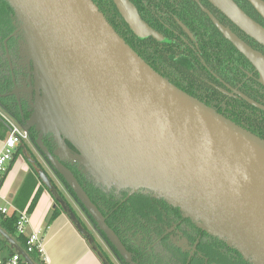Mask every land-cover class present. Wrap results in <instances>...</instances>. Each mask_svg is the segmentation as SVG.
Masks as SVG:
<instances>
[{
	"label": "water",
	"instance_id": "1",
	"mask_svg": "<svg viewBox=\"0 0 264 264\" xmlns=\"http://www.w3.org/2000/svg\"><path fill=\"white\" fill-rule=\"evenodd\" d=\"M4 1L20 22L22 54L33 65V112L22 126L35 127L34 145L124 262L137 264L63 161L102 192L143 190L163 199L249 263L264 264V138L154 70L93 0ZM113 1L135 33H151L126 0ZM208 1L264 46V28L233 0ZM248 1L264 18V1ZM202 10L264 86V56ZM19 148L91 249L110 264L46 171L24 144ZM0 235L25 264H35L1 228Z\"/></svg>",
	"mask_w": 264,
	"mask_h": 264
},
{
	"label": "flooded vegetation",
	"instance_id": "2",
	"mask_svg": "<svg viewBox=\"0 0 264 264\" xmlns=\"http://www.w3.org/2000/svg\"><path fill=\"white\" fill-rule=\"evenodd\" d=\"M184 1L186 3L178 8V14L180 13L184 20L175 16L176 24H168L159 19L153 26L158 31L159 38L166 43L165 46L169 47L167 53L181 54L182 62L188 70L189 82L186 88L202 96L203 100L210 97L215 103L221 104L243 100L264 112V90L254 84L259 80L258 72L251 64L241 65L243 72L239 75L238 51L220 33L202 8L263 56L264 46L241 31L208 0ZM233 1L247 16L264 28V18L248 0ZM192 2L195 5H192ZM198 9L207 16L211 25L195 12ZM20 26L10 6L0 0V111L8 112L22 124L33 112L35 83L32 61L22 54L24 38ZM231 49H234L235 53L231 52ZM191 77L195 82L190 81ZM247 97L255 98L259 104ZM256 124L264 132V120ZM0 129L4 133L9 129L2 113ZM30 133L36 136L34 126L29 128V138ZM42 141L49 150L53 149L48 134L43 135ZM66 144L71 151H75L67 141ZM19 146L20 144L17 148ZM27 154L40 166L29 147ZM63 163L70 170L78 171L75 164L67 161ZM49 177L54 183L51 176ZM102 193L112 196V199L97 198L96 206L100 211H117L113 217L108 214V218L121 231L126 249L131 252L137 264H251L235 249L184 217L177 207L147 191L111 190ZM63 197L66 199L64 195ZM114 203L115 207L112 205ZM83 225L85 226L84 223Z\"/></svg>",
	"mask_w": 264,
	"mask_h": 264
},
{
	"label": "trees",
	"instance_id": "3",
	"mask_svg": "<svg viewBox=\"0 0 264 264\" xmlns=\"http://www.w3.org/2000/svg\"><path fill=\"white\" fill-rule=\"evenodd\" d=\"M126 1L135 9L138 17L145 24V26L148 27L151 33H147L143 36L135 33L134 30L129 26L126 19L121 14V11L115 1L113 0H93V2L102 11L107 21L113 26V28L118 32V34L154 70H156L166 79H168L175 86L179 87L185 92L190 93L192 96L204 102L206 105L212 107L217 112L222 113V115H224L228 119H231L232 121L236 122L237 124L241 125L247 130L251 131L252 133L258 135L259 137L264 138L263 130L261 129L259 125L256 124L257 122L264 120V112H262L260 109L253 107L252 105H250L249 103L243 100L238 101L236 103L227 102L225 104L215 103L213 99H211L210 97H208V99L203 100L202 96L196 95L193 91H190L189 89L186 88V84L187 82H189L188 70L182 62L181 54L167 53V49H169V47L165 46L166 43H164L159 38L160 35L158 34V31L153 26L154 22L159 19L168 24H176V20L174 18L175 16L184 20V18L180 16V13L178 14V8H180L183 3H186V1L184 0L183 1H178V0H126ZM192 5H195V4L192 2ZM195 12L198 15L203 16L205 20L207 21V23L211 25L207 16L200 9L196 10ZM193 16H194V11H192L191 13V17ZM214 30L216 29L214 28ZM231 52L235 53V50L231 49ZM237 54H238L237 60L239 61V65H240L239 75H241L243 72V69H241L242 67L241 65H250V63L239 52H237ZM224 56H225V53H223V58ZM190 81L195 82L193 77L190 78ZM193 84H196V83H193ZM254 84L258 85L259 88L264 90V87L261 84L260 80H256ZM249 99L259 104V102L255 98L250 97ZM35 137L36 136L34 134L30 133V140L32 141V143H34ZM26 150H27V147H26ZM20 154L22 155V151L18 147L15 153L13 154V158L10 161V164L8 165L4 174L11 168L14 160ZM27 155L30 156L29 154ZM30 158L32 157L30 156ZM27 162H28V165L30 166V170L24 177L21 186L19 187L18 191L16 192L12 200V203L14 206L17 207V209L19 208V210L20 209L22 210L24 206L26 205L28 199L32 195L36 184L40 182V186L35 191L34 195L32 196L28 204L27 213L29 215L32 212L37 202L40 191L46 187L40 181L36 173V168L34 164H31L29 161ZM71 171L73 172L74 176L76 177V179L78 180L82 188L85 190V192L87 193V195L89 196V198L95 205H96L97 198H102V199L109 198V200L112 199V196L110 195L106 196L104 193H102V191L99 188L95 187L91 182L87 181V179L82 174L78 173V171L76 170H71ZM55 174L61 180L64 186L68 189V191L72 194V196L76 199L77 203L84 210V212L86 213L90 221L93 223V225L96 226L93 219L88 215L87 211L83 208L82 204L77 200L74 193L69 188V186L64 181V179L57 172H55ZM109 200H106V202ZM54 204L55 205L51 209V213L46 220V224L44 228L47 227V225L49 224L51 220H53L60 212H62L60 205L56 203L55 201H54ZM112 205L113 207H115V203ZM116 212L117 211H101V213L103 214L105 218L106 224L114 230V232L118 235L123 245L127 247L121 235V231L118 230L108 218V214L110 217H113L114 213ZM116 217L118 218L119 215L117 214ZM17 219H18L17 213L14 211H11L10 213H7V214H0V228L14 239V241L28 254L30 259L35 264H42V259L40 257V254L37 251L27 252L26 250V240L29 234L24 233V234L18 235L16 233ZM98 232L101 235V237L104 239L108 247L111 249V251L120 260L121 264H126L124 260L122 259V257L118 254L114 246L106 239L105 235L101 231H98ZM97 246L99 250L101 251V253L104 255V257L106 258V260H108V262L112 264L108 256L100 248L99 244H97ZM0 251H3V253L5 254H12L14 252V250L9 247V244L6 242V240L1 235H0ZM132 259L134 262H136L135 258H132ZM21 264H25L23 260L21 261Z\"/></svg>",
	"mask_w": 264,
	"mask_h": 264
},
{
	"label": "crops",
	"instance_id": "4",
	"mask_svg": "<svg viewBox=\"0 0 264 264\" xmlns=\"http://www.w3.org/2000/svg\"><path fill=\"white\" fill-rule=\"evenodd\" d=\"M2 145L0 144V151ZM27 161L20 154L5 174L0 172V200H5L11 195L8 202L12 203L24 177L30 170ZM9 164L10 161L6 164V169ZM19 174L22 176L14 188V182ZM39 186L40 182L36 184L32 195L23 209H27L32 196ZM53 207V197L47 188H43L39 193L32 212L29 214L28 224L25 226L26 234H30L33 231H37L39 234L43 249L41 256L42 264H103L97 254L91 249L86 238L76 229L63 211L44 228ZM105 245L108 249V245L106 243Z\"/></svg>",
	"mask_w": 264,
	"mask_h": 264
},
{
	"label": "built area",
	"instance_id": "5",
	"mask_svg": "<svg viewBox=\"0 0 264 264\" xmlns=\"http://www.w3.org/2000/svg\"><path fill=\"white\" fill-rule=\"evenodd\" d=\"M27 137L28 131L22 126V124H20V128L9 125L7 135L0 151L1 173H4L6 171L7 162L12 160L17 146L19 144H23V139ZM11 211L16 212L18 216L16 222V233L18 235L24 234L25 226L29 221L27 209L19 210L11 202L8 201H6V206L0 205V214H7ZM26 250L27 252L37 251L40 254V257L42 256L43 249L41 245V239L37 231H33L28 235L26 240ZM22 260V257L15 251L12 254H5L0 251V264H21Z\"/></svg>",
	"mask_w": 264,
	"mask_h": 264
},
{
	"label": "rangeland",
	"instance_id": "6",
	"mask_svg": "<svg viewBox=\"0 0 264 264\" xmlns=\"http://www.w3.org/2000/svg\"><path fill=\"white\" fill-rule=\"evenodd\" d=\"M0 113H2V117L7 121V123L9 125H12V126H15V127L20 128V122L16 118H14L11 114H9L6 111H2V110L0 111ZM7 132L4 133L0 129V144H3V142L5 140V137L7 135ZM23 143H24V145L26 147H29L30 148V150L32 151V153H34L35 158L39 161L40 166L42 167V169H44L46 171V173L49 176H51V178L53 179V181H54L55 185L57 186V188L59 189V191L65 196L66 200L71 205V207L74 210V212L77 215H79V218L85 224V226L88 229V231H90V233L94 237L95 241L99 244V246L101 247V249L103 250V252L108 256V258L111 261V263L112 264H119V260L117 259V257L115 256V254L111 251V249H109V248L107 249L106 248L107 247L105 245L106 242L101 237V235L99 234V232L96 230L95 226L90 221V219L88 218V216L86 215V213L84 212V210L80 207V205L77 203L76 199L72 196V194L64 186V184L57 177V175L53 172V170L48 165V163L46 162V160L44 159V157L42 156V154H40V152L34 146V144L32 143V141L30 140V138L29 137L24 138L23 139ZM8 163L9 162H7V164ZM21 174H19L17 176V178H16V180L14 182V188L18 184V182H19V180H20V178L22 176ZM9 198H11V195H9L8 198H6L5 200L6 201H9ZM5 200H3V199L0 200V205H5L6 206V201ZM1 252L3 253V251H1Z\"/></svg>",
	"mask_w": 264,
	"mask_h": 264
}]
</instances>
